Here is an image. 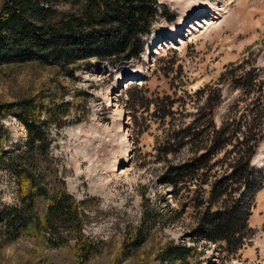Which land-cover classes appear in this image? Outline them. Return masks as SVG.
<instances>
[{
  "label": "rangeland",
  "instance_id": "1",
  "mask_svg": "<svg viewBox=\"0 0 264 264\" xmlns=\"http://www.w3.org/2000/svg\"><path fill=\"white\" fill-rule=\"evenodd\" d=\"M157 1L166 18H158L143 37L139 60L119 66L92 60L74 82L34 62L0 66V102L36 95L50 78L63 79L68 90L58 87L57 100H78L77 114L65 118L63 129L52 128L50 154L70 195L85 203L80 233L90 247L77 241L75 224H56L53 234L31 237L6 235L0 223V264H141L169 240L203 252V264H264V159L252 165L264 145V0ZM207 4L208 17L183 23ZM180 27L178 39H170ZM157 37L163 42L146 51ZM233 121V144L240 147L244 135L258 141L250 165L263 178L242 192V200H250L253 235L234 258L204 239L191 243V211L171 215L178 204L160 179L166 167L190 159L201 145H185L187 135L203 131L194 136L205 140L211 123L217 128ZM0 125L9 133L6 151L22 149L23 125L12 116ZM167 134L177 138L170 146L163 140ZM105 145L107 155L100 151ZM231 149L213 158L210 175L228 170L224 151L232 158ZM17 202L15 178L0 161V211Z\"/></svg>",
  "mask_w": 264,
  "mask_h": 264
},
{
  "label": "trees",
  "instance_id": "2",
  "mask_svg": "<svg viewBox=\"0 0 264 264\" xmlns=\"http://www.w3.org/2000/svg\"><path fill=\"white\" fill-rule=\"evenodd\" d=\"M166 14L164 6L158 8L157 0H0V66L12 68L34 62L74 82L77 71L92 60L112 66L139 60L144 51L143 37ZM58 87L68 91L63 79L50 78L36 95L0 102V123L12 116L27 135L22 149L8 152L9 133L0 125V161L13 174L18 196L16 205L0 211V223L6 235L31 237L53 234L51 228L56 224H75L77 241L89 247L80 233L85 215L79 209L85 203L70 195L50 154L52 128L63 129L65 118L75 116L78 110L77 99L57 100ZM234 124L223 122L216 128L211 123L205 140L194 136L200 138L203 131L191 132L184 144L201 145L190 159L166 167L160 178L178 204L170 210L171 215L179 217L191 211L193 224L187 236L191 243L204 239L208 246L232 258L253 235L248 224L250 200H242V192L263 182L250 165L258 141L244 135L240 147L233 144L237 129L230 126ZM163 140L170 146L177 138L167 134ZM230 145L233 157L226 159L224 151L223 159L228 170L220 176L210 175L213 158ZM89 250L85 249V254ZM203 255L195 247L169 240L141 264H189V260L203 264Z\"/></svg>",
  "mask_w": 264,
  "mask_h": 264
},
{
  "label": "bare ground",
  "instance_id": "3",
  "mask_svg": "<svg viewBox=\"0 0 264 264\" xmlns=\"http://www.w3.org/2000/svg\"><path fill=\"white\" fill-rule=\"evenodd\" d=\"M212 12V10H210V6L207 4V5H203L202 7L192 11L191 13H188V15L185 16V18H187L186 20H183V23L184 21H190L191 19H197V18H204V17H208V14ZM182 30H181V27L174 33V35L171 36L170 39L174 38L176 35H178L179 33H181ZM178 39V38H177ZM176 38H174L173 40H177ZM153 42H151V44L146 48V51H150L151 49L153 48H157L158 47V43H161L163 41H160L158 40V37L155 38ZM150 48V49H149ZM123 65V64H122ZM117 85H119V82L117 83H114L112 86H110L108 88V90L110 91H114L116 88H117ZM119 89V88H118ZM110 93V92H109ZM112 94V93H111ZM111 94H109L111 96ZM112 98V97H111ZM115 113H117V111L115 110L114 111ZM119 123V122H118ZM117 125V124H116ZM66 134V133H65ZM125 138V137H124ZM128 144V143H127ZM105 148H106V145L104 148H102L100 151L105 155H107V152H105ZM84 149V153L86 154H83L82 158L83 159H87L88 156H89V152H88V148L85 146L83 147ZM104 157V156H103ZM264 159V145L261 147L260 149V152L259 154L256 155V162H252V165L254 164V166L256 165H259ZM118 162V161H117ZM115 167V166H114ZM114 172V171H113ZM113 176V175H112Z\"/></svg>",
  "mask_w": 264,
  "mask_h": 264
}]
</instances>
